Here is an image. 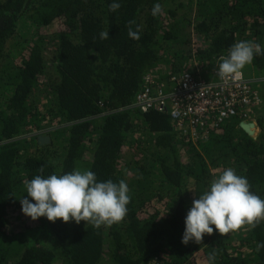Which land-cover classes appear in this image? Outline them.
I'll return each mask as SVG.
<instances>
[{
	"label": "trees",
	"instance_id": "obj_1",
	"mask_svg": "<svg viewBox=\"0 0 264 264\" xmlns=\"http://www.w3.org/2000/svg\"><path fill=\"white\" fill-rule=\"evenodd\" d=\"M112 2L0 0V264H208L213 251L214 264H264V222L181 243L193 200L223 169L264 199V101L256 140L232 118L196 144L167 113L132 107L146 76L207 80L236 42L264 48V0H118L111 12ZM242 73L264 76V54ZM42 135L49 144H37ZM41 166L45 177L79 169L126 181V218L100 228L32 221L20 199Z\"/></svg>",
	"mask_w": 264,
	"mask_h": 264
},
{
	"label": "clouds",
	"instance_id": "obj_2",
	"mask_svg": "<svg viewBox=\"0 0 264 264\" xmlns=\"http://www.w3.org/2000/svg\"><path fill=\"white\" fill-rule=\"evenodd\" d=\"M120 8L118 0H113L109 11ZM162 6H153L152 15L162 13ZM129 21L128 36L139 40V28L135 31ZM101 39H108L109 32L102 31ZM264 54L259 43L239 41L233 44L226 56L220 57L218 75L221 79L240 78L245 66L250 65L255 55ZM39 174L25 180L26 197L20 199L22 214L36 221L45 217L50 223L57 220L67 224L81 221L94 228L111 227L124 221L131 201L129 188L124 180L98 181L90 170L79 169L57 175H43L44 167L37 169ZM30 198V199H29ZM32 201V202H30ZM264 222V199L251 191L246 177L238 175L231 168H225L214 178L208 190L194 199L184 220L181 243L190 241L200 244L205 235L211 236L214 230L220 236L255 229ZM264 249V242L257 243L256 251ZM216 252L208 257V264H214ZM149 264H156L155 260Z\"/></svg>",
	"mask_w": 264,
	"mask_h": 264
},
{
	"label": "built area",
	"instance_id": "obj_3",
	"mask_svg": "<svg viewBox=\"0 0 264 264\" xmlns=\"http://www.w3.org/2000/svg\"><path fill=\"white\" fill-rule=\"evenodd\" d=\"M263 101L264 76L248 78L242 73L240 78L224 80L219 77L216 66L207 80L194 78L189 73L172 77L167 83L146 76L132 107L143 112L167 113L176 131L196 144L208 138L209 129L232 118L255 119V112Z\"/></svg>",
	"mask_w": 264,
	"mask_h": 264
},
{
	"label": "water",
	"instance_id": "obj_4",
	"mask_svg": "<svg viewBox=\"0 0 264 264\" xmlns=\"http://www.w3.org/2000/svg\"><path fill=\"white\" fill-rule=\"evenodd\" d=\"M240 129L251 139L256 140L260 134V128L255 119H249L246 121H241L239 124ZM50 143L49 136H39L37 137V144L39 146H44Z\"/></svg>",
	"mask_w": 264,
	"mask_h": 264
},
{
	"label": "bare ground",
	"instance_id": "obj_5",
	"mask_svg": "<svg viewBox=\"0 0 264 264\" xmlns=\"http://www.w3.org/2000/svg\"><path fill=\"white\" fill-rule=\"evenodd\" d=\"M162 72V71H161Z\"/></svg>",
	"mask_w": 264,
	"mask_h": 264
}]
</instances>
